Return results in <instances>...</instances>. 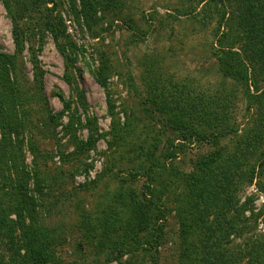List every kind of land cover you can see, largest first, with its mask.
Here are the masks:
<instances>
[{"label": "rangeland", "instance_id": "obj_1", "mask_svg": "<svg viewBox=\"0 0 264 264\" xmlns=\"http://www.w3.org/2000/svg\"><path fill=\"white\" fill-rule=\"evenodd\" d=\"M55 1L56 7L19 2L26 44L18 58L24 69L20 80H28L27 164L39 167L41 216L57 234L58 264H177L185 244L174 215L168 241L143 245L146 233L139 230L141 222L132 226L123 184L144 164L149 147L174 137L167 115L149 95L150 82L210 89L212 28L202 30L180 17L177 0H88L97 10L89 21L81 14L84 0ZM52 15L64 35L49 24ZM30 48L39 52L45 72V103L32 99ZM16 51L13 24L0 3V52ZM245 117L241 108L236 120L244 123ZM190 148L180 164L185 170L204 152ZM144 184H136L137 190ZM256 184L239 195L242 202L254 199L255 213L262 211L255 233L264 234V195ZM240 244L236 237L231 252Z\"/></svg>", "mask_w": 264, "mask_h": 264}, {"label": "trees", "instance_id": "obj_2", "mask_svg": "<svg viewBox=\"0 0 264 264\" xmlns=\"http://www.w3.org/2000/svg\"><path fill=\"white\" fill-rule=\"evenodd\" d=\"M177 1L180 7L175 12L180 17L202 30L212 28L213 83L203 91L186 82L170 89L159 79L150 82L149 95L167 115L174 137L149 147L144 164L124 181V197L129 200L125 204L136 223L132 226L142 223L143 245L161 247L170 239L167 228L174 215L185 244L177 264H264V234L255 233L263 213L254 212L253 198L242 202L239 195L255 182L264 195V0ZM19 2L0 0L11 18L17 47L14 55L0 52V264H58L57 234L41 216L44 191L39 167L35 162L34 170L26 158L28 80H20L24 69L18 55L26 43ZM28 3L57 6L55 0ZM96 12L94 5L83 1L81 14L87 21ZM49 24L59 35L65 34L54 15ZM29 52L32 99L45 103L39 52L35 48ZM241 108L244 123L236 120ZM193 146H200L203 155L191 169H182L180 164ZM140 181L145 184L137 190ZM236 237L241 244L233 253Z\"/></svg>", "mask_w": 264, "mask_h": 264}, {"label": "built area", "instance_id": "obj_3", "mask_svg": "<svg viewBox=\"0 0 264 264\" xmlns=\"http://www.w3.org/2000/svg\"><path fill=\"white\" fill-rule=\"evenodd\" d=\"M262 199H263V197H262Z\"/></svg>", "mask_w": 264, "mask_h": 264}]
</instances>
